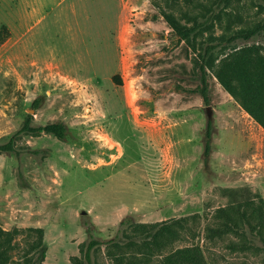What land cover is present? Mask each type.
I'll return each mask as SVG.
<instances>
[{"label": "rangeland", "instance_id": "374dc122", "mask_svg": "<svg viewBox=\"0 0 264 264\" xmlns=\"http://www.w3.org/2000/svg\"><path fill=\"white\" fill-rule=\"evenodd\" d=\"M164 9L206 24L180 37ZM263 23L264 0H0V143L14 140L0 150V227L21 229L10 264H129L132 252L162 264L192 242L201 264H264L258 236L207 237L218 207L252 198L256 211L262 198L264 208V127L215 74L236 48L255 45L264 57V26L227 38ZM214 43L206 103L191 89ZM29 114L33 124L62 122L65 136L21 132ZM127 217L168 222L183 238L161 252L127 249ZM29 227L42 229L36 250ZM91 234L102 243L87 262ZM112 238L124 240L103 244Z\"/></svg>", "mask_w": 264, "mask_h": 264}, {"label": "trees", "instance_id": "16d2710c", "mask_svg": "<svg viewBox=\"0 0 264 264\" xmlns=\"http://www.w3.org/2000/svg\"><path fill=\"white\" fill-rule=\"evenodd\" d=\"M185 16H189V12L185 10ZM165 18L170 22L176 34L180 37H189L192 34L200 31L206 22L204 20H195L194 22H182L176 18V15L171 10H162ZM264 23L257 25L251 29H239L230 36L228 42H232L239 38L248 40L256 34L260 28H263ZM218 46V43L207 45L202 56L205 63L200 64L201 70V86L197 90L201 93L204 102H209L208 97V81H207V68L212 67V52ZM237 46H234L236 48ZM215 74L222 84V86L234 97V99L264 127V57L259 54L255 45H247L236 48L230 56L216 64ZM36 106V103L35 105ZM33 117L29 114L23 121L20 127L21 132L40 133L42 131L53 133L59 137H64L66 133V126L62 122H47L45 124H33ZM212 122L209 119L206 126V136L208 138L205 145V153H208L209 138L211 136ZM14 140L9 138L8 141L0 143V150H13ZM258 208L255 211L253 206L255 201L252 198L247 199L244 204L241 202L231 203L227 206L218 207L214 215L221 219L217 226H209L207 230L209 233L207 237H214L224 232L232 231L239 236L243 237L249 232L254 236H258L264 242V208L263 199L260 198ZM245 205L246 207H242ZM249 209V211H248ZM252 210V211H251ZM185 221V219H183ZM176 225L180 222L175 221ZM183 223V222H182ZM184 227V224H181ZM179 225V226H181ZM181 226V227H182ZM133 227L134 231L138 234L131 236L127 234V230ZM139 228V229H138ZM248 229V231L245 230ZM28 230L36 233V240L32 241L30 249H38L41 246L42 229L40 227H29ZM119 230L125 235L128 240L123 242V238H112L104 241L103 244L120 246L122 242L125 243L127 249L132 247L147 246L148 249L154 246L153 252H161L168 245L169 247L177 239H182V234L179 233L178 228H173L168 222H154L139 224L135 223L130 218H125L120 221ZM21 229L14 228L13 230H5L0 227V264H10L12 258L9 249L15 247L12 241L15 234ZM86 251L85 259L91 262V250L97 245L102 243L98 239L90 235ZM248 244L247 240L239 241L237 245L244 246ZM153 249V248H151ZM152 252V253H153ZM203 248L199 243L192 242L190 244L175 247L165 255H162L160 260L162 264H201L203 260ZM142 254H128L130 256L129 264L147 262L151 260L148 252H141ZM141 255V256H140ZM27 257L26 261H29ZM201 262V263H200Z\"/></svg>", "mask_w": 264, "mask_h": 264}]
</instances>
